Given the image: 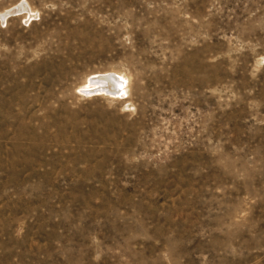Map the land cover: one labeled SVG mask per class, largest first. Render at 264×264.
Here are the masks:
<instances>
[{"label": "rangeland", "instance_id": "obj_1", "mask_svg": "<svg viewBox=\"0 0 264 264\" xmlns=\"http://www.w3.org/2000/svg\"><path fill=\"white\" fill-rule=\"evenodd\" d=\"M0 264H264V0H0Z\"/></svg>", "mask_w": 264, "mask_h": 264}, {"label": "bare ground", "instance_id": "obj_2", "mask_svg": "<svg viewBox=\"0 0 264 264\" xmlns=\"http://www.w3.org/2000/svg\"><path fill=\"white\" fill-rule=\"evenodd\" d=\"M127 86L128 82L125 77L118 73L111 77L107 75L90 77L82 90L119 97L125 93Z\"/></svg>", "mask_w": 264, "mask_h": 264}]
</instances>
